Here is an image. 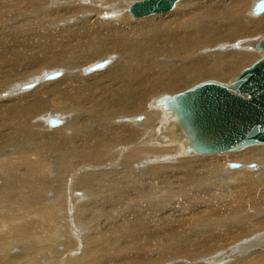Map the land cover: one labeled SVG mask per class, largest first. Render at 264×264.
I'll list each match as a JSON object with an SVG mask.
<instances>
[{"label":"bare ground","instance_id":"6f19581e","mask_svg":"<svg viewBox=\"0 0 264 264\" xmlns=\"http://www.w3.org/2000/svg\"><path fill=\"white\" fill-rule=\"evenodd\" d=\"M143 1L0 0V264H264V144L167 105L264 57V0Z\"/></svg>","mask_w":264,"mask_h":264},{"label":"water","instance_id":"95a60500","mask_svg":"<svg viewBox=\"0 0 264 264\" xmlns=\"http://www.w3.org/2000/svg\"><path fill=\"white\" fill-rule=\"evenodd\" d=\"M176 1L145 0L135 4L131 12L136 18L161 14L173 9ZM256 11H264V1ZM259 49L264 51V40ZM167 105L175 111L193 152L216 154L263 145L264 57L245 69L233 84L208 81L176 95Z\"/></svg>","mask_w":264,"mask_h":264},{"label":"rangeland","instance_id":"374dc122","mask_svg":"<svg viewBox=\"0 0 264 264\" xmlns=\"http://www.w3.org/2000/svg\"><path fill=\"white\" fill-rule=\"evenodd\" d=\"M130 17H131V16H130ZM250 56H251V55H250ZM252 57H253V56H252ZM247 66H248V65H247ZM247 66H246V67H247ZM244 68H245V67H244ZM196 159H197V158H196ZM191 160H192V159H191ZM193 160H194V159H193ZM189 161H190V160H189Z\"/></svg>","mask_w":264,"mask_h":264}]
</instances>
